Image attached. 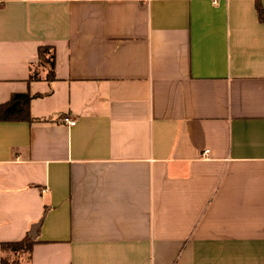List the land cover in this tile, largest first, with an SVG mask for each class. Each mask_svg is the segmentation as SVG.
I'll return each mask as SVG.
<instances>
[{"label":"crops","instance_id":"0c3cea01","mask_svg":"<svg viewBox=\"0 0 264 264\" xmlns=\"http://www.w3.org/2000/svg\"><path fill=\"white\" fill-rule=\"evenodd\" d=\"M257 4L0 0V104L35 95L0 120V243L40 220L27 264H264Z\"/></svg>","mask_w":264,"mask_h":264},{"label":"trees","instance_id":"16d2710c","mask_svg":"<svg viewBox=\"0 0 264 264\" xmlns=\"http://www.w3.org/2000/svg\"><path fill=\"white\" fill-rule=\"evenodd\" d=\"M256 10L258 14V18L261 21H264V8L257 4ZM39 54V63L46 66L48 68V78L53 77V63H54V53L53 50L48 46H40L38 49ZM32 77H37L33 75ZM35 95H31L29 93H14L10 96V98L0 104V120H30L31 117L29 115V101ZM34 243V239L30 237L29 234H26L22 239L17 241H8L1 242L0 246L3 249H8L10 251H21L29 254L32 249V245Z\"/></svg>","mask_w":264,"mask_h":264},{"label":"rangeland","instance_id":"374dc122","mask_svg":"<svg viewBox=\"0 0 264 264\" xmlns=\"http://www.w3.org/2000/svg\"><path fill=\"white\" fill-rule=\"evenodd\" d=\"M28 254L21 251H10L0 246V264H27Z\"/></svg>","mask_w":264,"mask_h":264},{"label":"built area","instance_id":"2783aa9c","mask_svg":"<svg viewBox=\"0 0 264 264\" xmlns=\"http://www.w3.org/2000/svg\"><path fill=\"white\" fill-rule=\"evenodd\" d=\"M60 121L63 122V123H66L69 126H71V125L75 124L76 119L65 115V116H62L60 118ZM206 152H207V150H204V153H206Z\"/></svg>","mask_w":264,"mask_h":264},{"label":"water","instance_id":"95a60500","mask_svg":"<svg viewBox=\"0 0 264 264\" xmlns=\"http://www.w3.org/2000/svg\"><path fill=\"white\" fill-rule=\"evenodd\" d=\"M39 224H40V220H39L38 222L34 223V224L31 226L29 233H30V235H31L32 237H34V236L36 235V231H37V228H38Z\"/></svg>","mask_w":264,"mask_h":264}]
</instances>
